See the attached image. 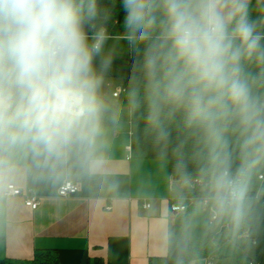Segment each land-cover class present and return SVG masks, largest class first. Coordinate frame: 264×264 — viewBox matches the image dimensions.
Listing matches in <instances>:
<instances>
[{"label":"clouds","instance_id":"9594fccd","mask_svg":"<svg viewBox=\"0 0 264 264\" xmlns=\"http://www.w3.org/2000/svg\"><path fill=\"white\" fill-rule=\"evenodd\" d=\"M133 57L128 100L157 142L182 133L175 169L201 205L239 221L264 166V9L252 0H120ZM99 0H0V175L100 171L105 75L119 54ZM180 238L177 264L189 250Z\"/></svg>","mask_w":264,"mask_h":264},{"label":"crops","instance_id":"0c3cea01","mask_svg":"<svg viewBox=\"0 0 264 264\" xmlns=\"http://www.w3.org/2000/svg\"><path fill=\"white\" fill-rule=\"evenodd\" d=\"M252 9L253 16L260 15L264 0H252ZM121 36L111 35L108 41L119 53L101 89L111 103L129 71L130 52ZM127 146L129 112L121 108L116 124L102 126V161L95 177L84 178L72 167L57 181L37 178L25 167L0 175V264L31 261L38 251L53 252L58 264H177L183 235L191 236L187 253L215 243L220 218L209 225V211L198 202L184 211L171 210L178 195L201 192L175 179L167 158H145ZM65 180L79 189L61 197L57 191ZM10 183L32 189L39 198L37 208L26 207L20 196L4 195ZM249 214L245 231L184 264H248L253 241L264 237V202L251 204Z\"/></svg>","mask_w":264,"mask_h":264},{"label":"trees","instance_id":"16d2710c","mask_svg":"<svg viewBox=\"0 0 264 264\" xmlns=\"http://www.w3.org/2000/svg\"><path fill=\"white\" fill-rule=\"evenodd\" d=\"M102 9L107 8L111 10V18L107 24V30L110 35L117 36L124 33L123 28V10L120 9V0H99ZM133 64V57L130 54L129 71L127 76L121 79V91L118 95L116 103H111L105 98L108 105L107 111L104 114L102 126H111L117 123L119 112L121 108H126L129 112L130 124V141L131 148L138 155L145 158H161L165 157L169 163L170 174L175 179H182L175 169V154L174 150L182 138V133L174 125L172 127L170 141L167 145L157 142L154 133L148 128L143 108L139 110H132L129 106L128 90L129 77L131 75ZM192 177H199L193 165H189L188 169ZM264 176V166H257L248 173V196L250 199L249 207L245 215L239 220L234 221L228 216L229 228L220 237L215 238V243L206 245L193 252L184 255V263L196 256L209 254L215 252L217 246L225 240L232 239L233 236L242 233L247 227L250 217L249 208L251 204L256 202H264V193L262 192L264 179L260 183L258 176ZM258 190V196L255 197ZM254 264H264V237L254 240L253 256L250 259ZM249 260V261H250ZM2 264H58L56 254L49 251H38L35 253L33 260L27 262H3Z\"/></svg>","mask_w":264,"mask_h":264},{"label":"built area","instance_id":"2783aa9c","mask_svg":"<svg viewBox=\"0 0 264 264\" xmlns=\"http://www.w3.org/2000/svg\"><path fill=\"white\" fill-rule=\"evenodd\" d=\"M121 89L119 90V92ZM131 134V132H130ZM128 151H131V146H127L126 148ZM258 179L260 183L263 181L264 176L259 175ZM203 181L200 180L199 177H192V185L187 186L191 190H193L195 193L200 192V188L202 185ZM79 189V186L77 183H74L70 180H65L60 187L58 188L57 194L61 197H66L75 194ZM258 190L256 191L255 197L258 196ZM4 195L9 196V195H16L20 196L23 199V203L26 207L30 209H36L37 206L39 205V198L36 195V193L32 189H20L16 187L14 184L10 183L6 186ZM186 201V202H183ZM201 201V195H178L176 198V202L171 205V210L173 212H178V211H184L187 207V204H192V203H200ZM201 204V203H200ZM144 207H147V204L143 205ZM204 208H206L209 211V220L208 224L212 225L215 223L217 219L220 218L219 220V227L218 229L221 231H226L229 228V222L227 219H224L222 215L217 212L210 204L208 205H202ZM254 243V241H253ZM248 264H254L252 260L248 262Z\"/></svg>","mask_w":264,"mask_h":264},{"label":"rangeland","instance_id":"374dc122","mask_svg":"<svg viewBox=\"0 0 264 264\" xmlns=\"http://www.w3.org/2000/svg\"><path fill=\"white\" fill-rule=\"evenodd\" d=\"M255 1H256V0H255ZM261 1H262V0H261ZM121 111L124 112L125 109H122ZM262 192L264 193V184H263ZM223 216H224L225 219H227V216H226V215H223ZM224 232H225L224 230H223V231H221V230H219V229L216 230V231L214 232V234H213V240H215L216 237H220L222 234H225Z\"/></svg>","mask_w":264,"mask_h":264}]
</instances>
